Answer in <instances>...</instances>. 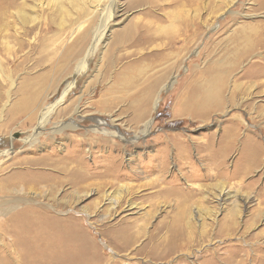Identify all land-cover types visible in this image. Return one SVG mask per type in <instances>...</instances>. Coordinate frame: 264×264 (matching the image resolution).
<instances>
[{"label":"rangeland","instance_id":"1","mask_svg":"<svg viewBox=\"0 0 264 264\" xmlns=\"http://www.w3.org/2000/svg\"><path fill=\"white\" fill-rule=\"evenodd\" d=\"M263 43L264 0H0V264H264Z\"/></svg>","mask_w":264,"mask_h":264},{"label":"bare ground","instance_id":"2","mask_svg":"<svg viewBox=\"0 0 264 264\" xmlns=\"http://www.w3.org/2000/svg\"><path fill=\"white\" fill-rule=\"evenodd\" d=\"M234 1H236V0H232V2H234ZM242 31V30H241ZM255 31V30H254ZM244 33V32H243ZM251 33H253V32H251ZM253 35V34H252ZM254 35H255V33H254ZM255 37V36H254ZM252 39H253V36H249L248 37V39H245L244 40V42H245V47H244V50L245 51H249L250 50V48H251V46H253L252 45ZM262 41V40H261ZM264 44V43H263ZM241 46V45H240ZM242 47V46H241ZM252 48H254V47H252ZM242 50H243V48H242ZM238 52V51H237ZM237 54H239V53H237ZM240 55V54H239ZM247 55V54H246ZM68 57V56H67ZM242 57V56H241ZM83 65L84 64H81L80 66H79V68H80V70L82 69V67H83ZM78 66V65H77ZM0 72H1V69H0ZM69 90V88L67 87V90H66V92ZM43 93V92H42ZM211 95H209L211 98H212V93H210ZM218 95V94H217ZM213 99V98H212ZM207 100V99H206ZM157 101H158V99L156 100V103H157ZM208 101H209V99H208ZM211 101V100H210ZM155 103V106L157 105ZM210 103V102H209ZM207 104V103H206ZM206 104H204V105H206ZM215 104V103H214ZM219 104V103H218ZM32 106V105H31ZM36 106V105H35ZM34 107V106H33ZM37 108V107H36ZM40 108V107H39ZM55 108H56V105H54V106H50V107H48V108H46V110H43V112H42V117L40 118V125H39V127L36 129V133H38L39 131H41L43 128H44V126H45V124L48 122V120H49V117L51 116V114L54 112V110H55ZM157 108H158V106H157ZM33 109V108H32ZM38 111V110H37ZM35 112V111H34ZM34 112H33V114H34ZM32 114V115H33ZM31 115V116H32ZM41 115V114H40ZM152 121V122H151ZM151 121H148L147 122V130H145V131H148V129H150V124H153V119L151 120ZM39 124V123H38ZM68 127H74V129H75V127H77V125H75V124H73V123H71V124H67V125H63V127L60 129V130H58V132H62V131H64L65 130V128H68ZM56 128V127H55ZM58 128H60V127H58ZM73 129V128H72ZM145 131L143 132L144 134L143 135H145L146 133H145ZM115 133H112L110 136H113V137H115ZM34 137H37V136H34ZM161 179V178H160ZM114 183V182H113ZM120 188L121 189H126V188H124V186L123 185H120ZM126 191H127V193H129V194H132V192L131 191H128L127 189H126ZM88 193V192H87ZM86 193V194H87ZM222 193H223V191H221L220 192V196L222 195ZM77 194V193H76ZM81 196H83V195H81ZM85 196V195H84ZM120 196L121 195H119L118 196V198L117 197H115V198H107V201L108 202H110L111 203V206H112V209H116V206H118L119 204H120ZM219 196V195H218ZM77 198V197H76ZM129 207H131V209H133L134 207L136 208L137 207V204H133V205H131V206H129ZM187 207H189L188 205H185L184 207H183V209L184 208H187ZM186 222V221H185Z\"/></svg>","mask_w":264,"mask_h":264}]
</instances>
